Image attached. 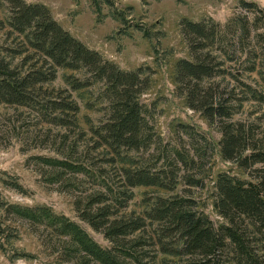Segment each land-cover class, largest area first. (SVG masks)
<instances>
[{
  "label": "trees",
  "instance_id": "16d2710c",
  "mask_svg": "<svg viewBox=\"0 0 264 264\" xmlns=\"http://www.w3.org/2000/svg\"><path fill=\"white\" fill-rule=\"evenodd\" d=\"M241 5L264 13L253 2ZM180 27L190 53L172 64L173 84L185 106L218 126L216 155L241 173L221 170L213 178L211 206L219 223L180 190L184 182L199 187L209 178L200 173L196 153L173 148L163 164L161 157H146L156 142L141 102L151 89V69H122L66 30L45 4L0 0V140L22 131L54 145L62 158L32 160L50 168L48 179L55 184L82 186L80 176L89 179L91 190L75 206L111 246H100L51 207L1 197L0 239L6 237L2 220L10 216L68 237L77 264H264V118L237 119L246 107L256 108L250 115L264 108V63L249 57L243 76L256 85L243 82L228 66L235 52L219 23L184 18ZM243 35L251 37L250 31Z\"/></svg>",
  "mask_w": 264,
  "mask_h": 264
},
{
  "label": "rangeland",
  "instance_id": "374dc122",
  "mask_svg": "<svg viewBox=\"0 0 264 264\" xmlns=\"http://www.w3.org/2000/svg\"><path fill=\"white\" fill-rule=\"evenodd\" d=\"M27 3H42L48 6L54 18L71 34L89 48L100 52L106 59L115 62L124 70L149 67L151 89L141 98L147 109L146 118L153 128L155 144L146 157H161V164L171 157L173 148L185 149L200 157L202 172L209 174L203 186H189L185 182L181 192L196 199L202 208L218 224L220 217L211 206L213 178L218 171H237L233 163L218 158L217 144L221 140L218 126L208 125L200 113L184 104L181 91L172 81L173 63L178 58L189 59L190 46L181 34L180 23L184 18L193 22L213 19L226 33V42L233 44L236 60L228 66L243 76V65L249 57L264 63V13L249 12L242 1L255 3L264 9V0H24ZM100 6V10L97 8ZM113 13L120 16L115 19ZM258 17L259 20H256ZM256 20V22L254 21ZM139 27L143 31L139 30ZM226 28V29H225ZM250 31V38L243 35ZM148 33L146 36L145 34ZM252 51L258 57H254ZM252 54L249 56V54ZM262 65V64H261ZM264 67V65H263ZM245 75V74H244ZM247 75L241 81L256 85ZM232 88L235 84L225 80ZM256 108L246 107L237 119L261 122L264 108L257 115H250ZM259 111V108H257ZM5 113L4 110L1 111ZM0 116V125L3 124ZM179 123L188 125L182 129ZM40 131V130H37ZM22 131L10 140H0V197L10 204L27 207L46 205L56 213L64 214L79 224L100 246L110 247V242L101 232L93 230L82 220L75 201L86 196L91 188L89 179L83 185L55 184L50 181V168L33 161L35 156L60 157L54 145H43L40 137L27 136ZM160 164V165H161ZM249 174V173H248ZM252 176L249 174L248 179ZM17 183L21 188L10 186ZM94 189V185L92 190ZM190 191V192H189ZM3 219V218H2ZM1 219V220H2ZM5 238L0 239V264H77L79 259L71 252L73 245L68 237L56 235L43 226L33 225L15 217H4ZM4 239L9 244L4 243Z\"/></svg>",
  "mask_w": 264,
  "mask_h": 264
}]
</instances>
